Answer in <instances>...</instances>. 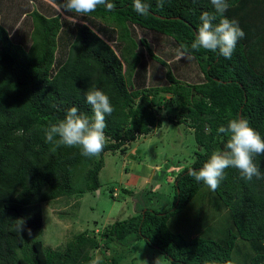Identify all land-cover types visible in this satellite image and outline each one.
Segmentation results:
<instances>
[{
    "label": "trees",
    "instance_id": "trees-1",
    "mask_svg": "<svg viewBox=\"0 0 264 264\" xmlns=\"http://www.w3.org/2000/svg\"><path fill=\"white\" fill-rule=\"evenodd\" d=\"M145 2L151 7L139 14L133 0H105L84 16L92 26L69 30L61 15L38 7L28 13L31 25L17 39L0 16V264H97L94 251L102 243L115 251L98 264H120L118 248L140 241L172 264H264V177L246 181L228 168L212 190L189 174L214 151L226 149L229 137L217 129L231 119L248 120L264 137V0H230L225 15L245 32L230 59L191 48L199 16L213 11L210 0H165L163 7L158 0ZM135 27L171 38L184 56L197 61L204 81L189 84L169 70L163 79L168 84L149 92L148 74L157 64H168L143 40L153 61L147 64L138 53ZM113 33L123 44L119 50L109 42ZM92 88L106 92L114 108L106 116L103 150L86 158L77 147L45 142V129L70 107L92 115L83 97ZM161 92L172 95L177 108L171 112L179 118L158 113L154 99ZM166 121L189 123L198 146L193 163L175 176L172 205L117 220L100 231L101 240L99 232L84 231L63 249H45V204L100 191L105 154L126 153L127 143ZM256 160L264 171V156ZM115 189L110 188L114 197Z\"/></svg>",
    "mask_w": 264,
    "mask_h": 264
},
{
    "label": "rangeland",
    "instance_id": "rangeland-1",
    "mask_svg": "<svg viewBox=\"0 0 264 264\" xmlns=\"http://www.w3.org/2000/svg\"><path fill=\"white\" fill-rule=\"evenodd\" d=\"M20 1L23 2V0H0L1 22L14 39L20 35V30L23 29V33L28 30L31 22L27 15L38 7L46 14L49 12L53 15H61L63 22L67 24L65 25L67 30L89 23L84 16L61 11V3L55 0H30L29 7H27L28 3L19 5ZM39 1L41 3H38ZM94 29L97 30L95 27ZM134 29L139 45L138 53L140 55L144 53L143 57L147 64L151 65L153 61L149 56V48L142 44L143 40L168 64L167 66L157 64L152 74H148L152 81L146 86L150 88L147 89L149 92L154 86L168 84V81L164 82L163 79L169 70L189 84L204 81V75L197 61L182 55L179 46L171 38L139 27ZM109 42L116 50L123 46L117 43L116 35L113 40L109 39ZM160 94L161 96L154 99L158 113L164 114V117L176 115L175 118H179L177 114L171 112L177 108L175 101H171L172 95L163 92ZM188 124L174 125L166 121L160 129L154 130L150 135L140 137L135 143H127L126 153L118 151L105 154L106 166L101 174L104 187L99 192H89L83 197L62 198L45 204L44 231L41 234L45 249H63L75 234L84 231L90 234L95 232L97 235L99 232L98 238L101 240L100 231L117 220L138 215L148 207L159 211L168 209L173 201L172 188L175 176L184 167L193 163L195 151L198 150L194 129L189 128ZM112 187L116 188V197L112 195L110 190ZM114 251H109L102 243V246L94 251V258L108 259ZM117 253L122 256L120 264H155L158 258V264H172L155 249L147 246L145 241H140L129 248L120 246Z\"/></svg>",
    "mask_w": 264,
    "mask_h": 264
},
{
    "label": "clouds",
    "instance_id": "clouds-1",
    "mask_svg": "<svg viewBox=\"0 0 264 264\" xmlns=\"http://www.w3.org/2000/svg\"><path fill=\"white\" fill-rule=\"evenodd\" d=\"M104 3L105 0H61V11L86 16ZM164 3L165 0H158V6L163 7ZM210 3L213 11H205L199 16L200 23L191 48L218 52L225 59H230L238 41L245 37V32L238 20L229 19L225 15L230 7V0H210ZM133 6L139 14H146L151 7L145 0H133ZM107 8L111 11L113 4L108 3ZM83 97L90 106L92 115L72 106L67 109L63 119L45 129L44 139L57 146L77 147L81 156L91 158L105 146L106 116H110L114 108L109 95L102 89H87L83 92ZM217 131L229 137L226 149L214 151L202 167L189 171L195 181L203 182L215 190L228 168L237 169L241 178L246 181L264 177L260 162L256 160L257 156H264V137L248 120L231 119L227 126H220ZM99 260L97 257V264ZM158 260L159 258L155 264H158Z\"/></svg>",
    "mask_w": 264,
    "mask_h": 264
},
{
    "label": "water",
    "instance_id": "water-1",
    "mask_svg": "<svg viewBox=\"0 0 264 264\" xmlns=\"http://www.w3.org/2000/svg\"><path fill=\"white\" fill-rule=\"evenodd\" d=\"M98 192H99V190H98Z\"/></svg>",
    "mask_w": 264,
    "mask_h": 264
}]
</instances>
